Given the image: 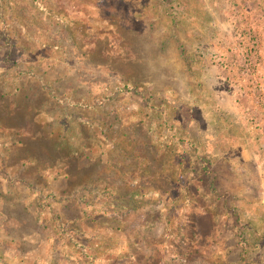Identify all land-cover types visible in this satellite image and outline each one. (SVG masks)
Instances as JSON below:
<instances>
[{
	"label": "rangeland",
	"instance_id": "374dc122",
	"mask_svg": "<svg viewBox=\"0 0 264 264\" xmlns=\"http://www.w3.org/2000/svg\"><path fill=\"white\" fill-rule=\"evenodd\" d=\"M263 134L264 0H0V264H264Z\"/></svg>",
	"mask_w": 264,
	"mask_h": 264
},
{
	"label": "trees",
	"instance_id": "16d2710c",
	"mask_svg": "<svg viewBox=\"0 0 264 264\" xmlns=\"http://www.w3.org/2000/svg\"><path fill=\"white\" fill-rule=\"evenodd\" d=\"M33 11H37L36 9H39L40 12L42 14H44V16H48L49 18H52V19H56L58 20L59 16H63V19L64 20L63 22H66L69 24L68 20H67V15L65 14L66 11L65 9H62L59 7V5H56L55 6V3L52 2V1H49L47 3H45L43 6H41L40 8H35L32 7ZM25 21H22L24 22L23 24L20 23L18 25V28H19V31L17 30V33H19V36L25 38L26 35H31L32 39L36 41L35 44H29V46L33 47V46H38L39 45H42L43 47H45L46 49L48 50H51L53 49L52 47L54 45H52L53 41L56 40L57 38V35H56V32H54L51 28V26L49 25H43V26H37L36 24H28L27 23V18L24 19ZM60 20V21H62ZM59 21V22H60ZM17 27L15 26L14 30L16 29ZM31 30H35V34L33 35ZM28 32H30L31 34H29ZM37 32H39V34H37ZM7 35V37L5 38L8 39L10 38L11 35H8V31L6 33H4ZM37 34V35H36ZM50 52V51H49ZM77 106V105H76ZM70 118V117H68ZM73 120V119H71Z\"/></svg>",
	"mask_w": 264,
	"mask_h": 264
},
{
	"label": "crops",
	"instance_id": "0c3cea01",
	"mask_svg": "<svg viewBox=\"0 0 264 264\" xmlns=\"http://www.w3.org/2000/svg\"><path fill=\"white\" fill-rule=\"evenodd\" d=\"M217 39V38H216ZM232 116H238V114L237 113H234ZM222 117H224L225 119L226 118H228L227 119V121H230L231 122V120L232 119H230V117L229 116H226V115H223ZM239 117V116H238ZM225 119H223V120H225ZM222 120V119H221ZM233 121V120H232ZM263 136H264V134H263ZM262 139V138H261ZM260 147L261 148H264V144H260ZM239 151H241L242 153H251V148L250 147H247V145H243L242 147H240L239 149H238ZM242 160H244V161H247V162H252V161H254V159H252V157H249V155H248V157L245 159V157L243 156L242 157Z\"/></svg>",
	"mask_w": 264,
	"mask_h": 264
}]
</instances>
